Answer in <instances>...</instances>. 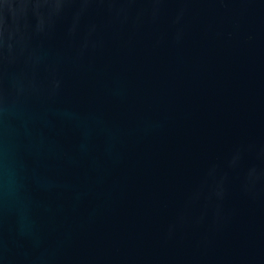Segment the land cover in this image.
Segmentation results:
<instances>
[{
    "label": "water",
    "instance_id": "95a60500",
    "mask_svg": "<svg viewBox=\"0 0 264 264\" xmlns=\"http://www.w3.org/2000/svg\"><path fill=\"white\" fill-rule=\"evenodd\" d=\"M0 264H264V0H0Z\"/></svg>",
    "mask_w": 264,
    "mask_h": 264
}]
</instances>
